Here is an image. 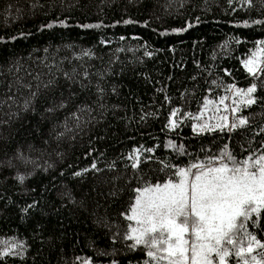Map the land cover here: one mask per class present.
Segmentation results:
<instances>
[{
    "label": "trees",
    "instance_id": "obj_1",
    "mask_svg": "<svg viewBox=\"0 0 264 264\" xmlns=\"http://www.w3.org/2000/svg\"><path fill=\"white\" fill-rule=\"evenodd\" d=\"M257 41H264L261 0L251 6L244 0H0V247L15 241L26 246L23 256H5L0 264H144L143 249L126 247L129 221L120 215L133 188L175 179L172 165L219 154L224 145L237 158L264 151V51H258L264 45ZM258 52L262 64L250 75L243 61ZM73 69L76 79L88 71L89 88H68L63 73ZM50 74L59 81L55 92L43 87ZM37 76L35 111H26L22 106L37 91ZM97 82L105 90L100 99ZM251 83L257 84L256 103L235 114L248 117V126L192 131L205 97L214 101L228 84ZM69 91L76 95L65 108L45 111ZM81 102L92 111L77 127L70 113ZM173 108L179 110L177 127L170 130L165 125ZM170 141L187 154L166 147ZM134 148L141 158L135 171L126 167ZM17 149L28 163L15 159ZM93 162L100 171L91 169ZM84 168L89 171L73 175ZM18 173L23 184L15 179ZM65 191L74 204L62 199ZM34 200V208L21 212ZM250 230L264 240V216Z\"/></svg>",
    "mask_w": 264,
    "mask_h": 264
},
{
    "label": "snow or ice",
    "instance_id": "obj_2",
    "mask_svg": "<svg viewBox=\"0 0 264 264\" xmlns=\"http://www.w3.org/2000/svg\"><path fill=\"white\" fill-rule=\"evenodd\" d=\"M244 2L251 6L252 0H244ZM229 3L231 4L232 0H229ZM261 3L264 4V0H261ZM130 22L124 21L125 24ZM259 22L253 21V23ZM59 23L64 24V21H59ZM244 23L247 24L248 21H244ZM47 27H51V24ZM82 27L93 28L100 27V25L84 24ZM171 31L179 34L185 29L173 28ZM13 39L15 38L13 37ZM256 43L264 45V41ZM258 51H264V49H258ZM144 54L151 55L147 51ZM80 55L90 56L91 53L82 51ZM243 63L250 75L257 72L255 54ZM79 75L81 78L76 79L75 69L71 75L68 72L63 73L69 89L73 85H79L82 90L90 87L88 71L84 70ZM35 79L38 81L37 91L30 92L22 106L26 111L30 109L35 111L32 102L38 96L41 87L39 76ZM85 81H89V83L86 84ZM20 86L31 88L29 84ZM59 86V81L51 74L49 79L43 82V87L52 92H55ZM95 89L98 99L102 98L105 90L99 82L96 83ZM112 91L115 92V87ZM226 91L232 97L233 107L230 108V111L233 118L231 121L228 116L221 115L215 123L211 122L212 119H215L214 117L194 122L192 124L194 133L211 134L215 131L224 132L225 130L232 132L250 124L248 117L235 114L242 108L246 109L256 103L257 97L254 94L257 91V84L251 83L246 88L228 84ZM75 95L74 92L69 91L68 97L65 98L61 93L59 102H50V106L45 111L53 113L57 109L65 108L68 99H73ZM165 98L167 99V97ZM228 98V96L219 97V103L225 110H229V106L224 103ZM9 99L12 98L9 97ZM208 103L210 102L205 97V104ZM91 111L92 109L86 102H81L77 105V111L70 115L75 125L79 127L81 117ZM178 111L176 108L172 109L165 127L170 130L177 127L173 117ZM216 111L219 112L220 109L217 108ZM184 115L189 114L184 113ZM64 130L65 132L71 131L67 118ZM260 131L264 132V127ZM56 135L61 137L64 132H57ZM165 146H171L180 154H187L183 145L177 147L174 142L170 141ZM29 147L32 146L29 145ZM262 148H264V144H262ZM144 151L152 153L154 149L147 148ZM15 159L24 163L29 162L19 149L16 150ZM127 159L131 163L126 167L130 166L134 171L138 170V165L141 162L140 149L134 148ZM146 159H151V157H146ZM167 166L165 165V167ZM90 167L94 171H100L95 162ZM111 167L109 165V168ZM171 167L173 169L172 176L175 179L169 177L163 182L157 181L156 183L145 181L131 190L135 195L131 198L127 211L120 213L129 221L127 231L124 233V240L130 241L126 247L132 251L143 249L144 255L147 257L144 264H230L232 257L236 259V264H264V240L259 239L257 234L250 230V227L256 228L264 216V151L251 152L247 156L237 158L229 146L224 145L219 149V154L209 156L206 153L203 159L196 157L183 167L178 165ZM88 171V168H84L74 172L73 175L80 177ZM15 179L23 184L25 176L18 173ZM137 179L139 181L141 178L138 176ZM112 194L115 195V193ZM61 197L62 199L66 197L69 203H75L69 191L62 193ZM35 206L36 201L34 200L32 204L22 208L21 212L27 213ZM8 240L13 241L14 238H8ZM43 242L41 239V243ZM25 251L24 242H9L0 247V258L23 256ZM76 259L80 260L81 258L77 257ZM83 264H89V261L85 260ZM112 264H117V262L113 260Z\"/></svg>",
    "mask_w": 264,
    "mask_h": 264
},
{
    "label": "rangeland",
    "instance_id": "obj_3",
    "mask_svg": "<svg viewBox=\"0 0 264 264\" xmlns=\"http://www.w3.org/2000/svg\"><path fill=\"white\" fill-rule=\"evenodd\" d=\"M261 57H260V53L258 52V54H255V60L257 63V69L259 70L262 61H261ZM257 70V71H258ZM222 96H228L229 98L224 102L225 104H227L229 106V110H225L223 105H221L219 103V98L217 100L214 101H209L210 103H208L207 105L205 104L203 109L199 112L198 115H196L194 122H200V121H205V120H209L210 118H215L212 119L211 122L215 123L217 120H219L221 115L224 116H228L229 120L231 121V119L233 118V114L230 111V108L233 107L232 105V97L230 95V93L227 91L226 94L222 95ZM219 108L220 111L217 112L216 109ZM193 122V123H194ZM230 259H234V257L230 258ZM90 264V263H89ZM233 264V263H231Z\"/></svg>",
    "mask_w": 264,
    "mask_h": 264
}]
</instances>
